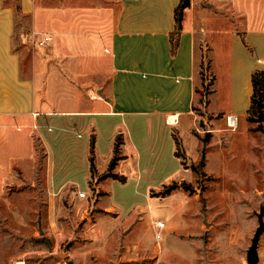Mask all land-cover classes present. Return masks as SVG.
Returning <instances> with one entry per match:
<instances>
[{
    "label": "crops",
    "instance_id": "obj_1",
    "mask_svg": "<svg viewBox=\"0 0 264 264\" xmlns=\"http://www.w3.org/2000/svg\"><path fill=\"white\" fill-rule=\"evenodd\" d=\"M181 1L19 0L22 19L29 26L26 71L14 49L16 9L0 0V194L7 184L22 181L21 176H36V138L46 161L49 200L62 198L67 188L75 189L69 182L55 188V176H60L57 161L74 165V171L84 173L90 185V144L95 136V177L110 174L119 137L120 160L111 174L124 176V184L133 182L134 194L146 189L163 202L176 192L191 195L179 188L166 197L158 196L174 183L193 187L200 178L187 164L183 166L184 152L177 157L174 137L191 158V166H196L198 157L193 152L198 153L200 144L192 136V115L198 52L204 48L215 56L227 45V38L246 34L240 20L252 23L249 35L255 40L246 34L248 43L264 51V17L259 13L264 0L257 4L254 0H190V6L176 17ZM249 10L251 18L245 15ZM176 31L178 44L172 50L171 36ZM43 35L53 39L45 49L36 43ZM214 62L212 57L213 66ZM252 62L246 71L250 80L247 111L252 75L264 71V59ZM216 82L210 110L227 113L212 108ZM97 157L102 158L101 168ZM190 173L191 179L185 175ZM101 179L96 190L108 197L102 184L112 178ZM154 181L155 192L148 184ZM194 190L198 201V189ZM80 192L85 191L70 197L77 210L90 205L89 194L81 199ZM169 216V222L176 218ZM159 220L163 218L151 222L155 239L162 231L157 227Z\"/></svg>",
    "mask_w": 264,
    "mask_h": 264
},
{
    "label": "rangeland",
    "instance_id": "obj_2",
    "mask_svg": "<svg viewBox=\"0 0 264 264\" xmlns=\"http://www.w3.org/2000/svg\"><path fill=\"white\" fill-rule=\"evenodd\" d=\"M5 2L16 12L20 7L19 0ZM261 8L264 17V6ZM245 15L251 18L253 14L249 10ZM24 22L17 12L14 49L28 71L25 44L29 26ZM240 23V29L249 35L252 23ZM246 34L227 38V45L215 56L204 48L198 52L192 115V136L200 144L198 153L193 152L202 174L192 184L198 189V201L193 193L189 197L176 192L163 202L146 189L134 194L131 181L124 184L113 179L102 184L109 192L104 197L96 190L104 176L92 178L89 185L87 176L75 172L74 165L58 161L60 176H55V188L69 182L75 189L67 188L62 198L51 201L44 152L36 138V176H21L22 181L7 184L0 194V264H248L258 215L264 211V134L247 121L250 80L246 71L252 61L264 59V51L251 45L254 35H249L248 43ZM215 79L212 108L227 113L210 110ZM231 116L238 119L234 127L227 123ZM182 152L191 171V158L183 147ZM96 165L103 166L101 157ZM185 175L191 179V173ZM148 184L154 192L158 188L157 181ZM81 190L89 194L90 205L77 210L70 197ZM169 214L176 216L172 222ZM157 218L170 223L160 231L161 241L151 229L152 219ZM258 256L257 264H264V234Z\"/></svg>",
    "mask_w": 264,
    "mask_h": 264
},
{
    "label": "trees",
    "instance_id": "obj_3",
    "mask_svg": "<svg viewBox=\"0 0 264 264\" xmlns=\"http://www.w3.org/2000/svg\"><path fill=\"white\" fill-rule=\"evenodd\" d=\"M190 6V0H182L179 7L176 9V17L179 15L180 11L182 9H186ZM17 12L21 14V8H17ZM178 37L179 32L176 31L171 36V44H172V50H175L178 44ZM252 87H253V93L251 96V103L250 108L247 111V121L253 125H256V131L258 133L264 134V71H255L252 75ZM176 145H177V157L182 158V155L180 154L181 151V144L178 138L174 135ZM120 138H117L115 150H114V157L110 163L109 166V173L107 176H104V179L106 178H112L116 181H119L121 183L126 182V178L124 176H118L115 174H111V172L115 169V167L118 164V161L120 160ZM90 171L92 174V178H95L96 174V167H95V136H92L91 138V144H90ZM183 166H186L185 162H182ZM191 169L193 172H195L199 177L202 176L200 174L199 169L196 166H191ZM182 188L184 191L193 193L195 190L194 188L186 183H183L181 185H178L177 183H174L170 187H165L164 191L161 192L158 196L159 197H166L170 195L173 191ZM157 197V196H155Z\"/></svg>",
    "mask_w": 264,
    "mask_h": 264
},
{
    "label": "water",
    "instance_id": "obj_4",
    "mask_svg": "<svg viewBox=\"0 0 264 264\" xmlns=\"http://www.w3.org/2000/svg\"><path fill=\"white\" fill-rule=\"evenodd\" d=\"M259 227L257 228L254 238L252 240V245L247 253V263L248 264H257L259 261L258 256V245L262 235L264 234V211L258 215Z\"/></svg>",
    "mask_w": 264,
    "mask_h": 264
},
{
    "label": "built area",
    "instance_id": "obj_5",
    "mask_svg": "<svg viewBox=\"0 0 264 264\" xmlns=\"http://www.w3.org/2000/svg\"><path fill=\"white\" fill-rule=\"evenodd\" d=\"M52 41H53L52 37L47 36V35H43L36 43H37L39 48L45 49L51 44ZM237 122H238V119H237V117H234V116L229 117L228 121H227V123L230 127L236 126ZM167 123H168V121H167ZM78 195H79V198H81V199L87 198V193H85V192H80ZM157 227L161 230L165 227V223L158 221ZM156 240H158V241L162 240L161 233L156 234Z\"/></svg>",
    "mask_w": 264,
    "mask_h": 264
}]
</instances>
